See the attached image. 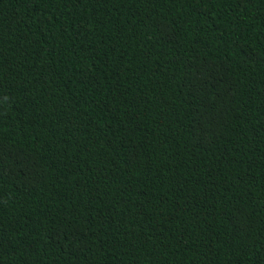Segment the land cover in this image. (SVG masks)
I'll return each instance as SVG.
<instances>
[{"label":"trees","instance_id":"1","mask_svg":"<svg viewBox=\"0 0 264 264\" xmlns=\"http://www.w3.org/2000/svg\"><path fill=\"white\" fill-rule=\"evenodd\" d=\"M0 264H264V0H0Z\"/></svg>","mask_w":264,"mask_h":264}]
</instances>
